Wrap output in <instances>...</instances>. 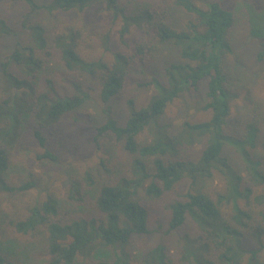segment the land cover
<instances>
[{"label":"trees","instance_id":"obj_1","mask_svg":"<svg viewBox=\"0 0 264 264\" xmlns=\"http://www.w3.org/2000/svg\"><path fill=\"white\" fill-rule=\"evenodd\" d=\"M5 1L21 2L29 8L24 28L31 41L27 45L19 43L7 62L1 63L4 87L8 92L0 101V191L17 193L32 186L12 187L5 179L22 124L29 120L35 123L38 130L34 131V136L45 148L46 140L40 130L55 126L64 116L89 101L84 78L95 86L99 101L105 106V121L95 127L96 135H111L123 141L125 151L133 158L130 176L102 184L97 189L93 206L100 217L65 220L63 203L49 196L42 204L32 207L24 220L13 224L15 231L42 234L49 264H75L82 256L93 259L95 251H109L112 257L109 260L90 259L92 264H131L126 248L132 236L149 233L147 198L157 199L173 191L184 176L195 184L198 178H210L212 172L217 171L227 182L225 195L187 192L183 201L169 205L166 233L184 227L188 221L198 231L196 235L182 237L180 257L174 261L166 244L160 242L143 255L141 264H264V209L256 213L250 206L252 199L263 205L264 194L252 198L251 186L242 187L243 177L223 155L224 147L232 146L244 160L249 184H264L260 162L247 150V146L254 148L259 139L264 145V135L260 137L255 123L246 125L242 138L225 134L233 94L226 89L223 64L232 53L229 40L235 22L232 10L219 1L207 4L206 8L196 6L191 0H147L134 8L128 3L122 5L121 0H50L42 4L35 0H0V6ZM95 5H103L113 22H119L120 40L129 46L128 53L112 52L111 62L85 60L80 56V29L49 34L44 26L31 23L30 19L31 14L40 11L46 14L82 12ZM175 8L193 15L195 20L189 21L184 28L175 27L171 22ZM248 16L250 35L259 43L257 55L262 61L264 11L251 6ZM132 29L142 31L143 35L129 45L125 37ZM11 32V27L0 18V39ZM165 48L178 53V61L164 67L166 84L157 79L146 83L145 86H154L156 94L139 109L132 100H127V118L120 125L109 103L123 99L127 77L134 66L160 61ZM50 58H56L72 76L66 78L71 93L60 92L49 78L41 79ZM11 65L18 72L12 73ZM204 80L207 102L203 109L210 112L209 120L183 122L178 127L164 124L161 120L166 108L182 93L199 91ZM145 129L152 132V142L139 145L137 136ZM198 140L204 142V147L199 157L193 159L192 148ZM50 156L54 158L48 150L43 154V157ZM149 161L153 174L148 172ZM148 179L150 182L146 184ZM81 190L79 183H72V195L68 200L82 202ZM241 201L245 207L241 206ZM246 243H254L255 248H245ZM0 264H13L1 248Z\"/></svg>","mask_w":264,"mask_h":264},{"label":"rangeland","instance_id":"obj_2","mask_svg":"<svg viewBox=\"0 0 264 264\" xmlns=\"http://www.w3.org/2000/svg\"><path fill=\"white\" fill-rule=\"evenodd\" d=\"M38 4L48 3L50 0H35ZM147 0H121L122 5L131 6L145 4ZM196 6L206 8L212 2H222L231 9L234 15V25L229 32L232 53L224 59V74L226 89L233 94L230 101V115L225 127V134L242 138L246 125L255 123L260 130V137L264 135V60H259V43L250 35L248 10L264 11V0H191ZM29 8L21 2L5 1L0 6V18L11 27L12 32L0 39V101L5 97L7 89L4 87L1 63L7 62L8 57L20 43L30 44V35L24 28ZM31 23H37L49 34H57L66 29H76L82 32L79 41V53L85 60L112 61V52L128 53L129 46L122 43L119 36L120 24L113 22L111 16L104 10L103 5H95L82 12L46 14L38 12L31 14ZM195 17L180 8H175L171 22L177 28H184ZM142 31L132 29L125 37L130 45L142 38ZM107 44L105 45V41ZM161 60L153 64L134 66L127 77L124 97L109 103L111 113L120 125L125 123L128 114L127 100H132L135 108L146 106L156 94L153 85L146 83L157 79L166 84L164 67L178 61V53L174 49L165 48L161 53ZM47 70L41 79L49 78L54 81L57 89L71 93L66 78L67 71L56 58L47 61ZM12 73H16L14 65L10 66ZM72 77V76H69ZM79 78L78 76H73ZM83 83L90 94L89 101L79 110L64 116L55 126L41 129V135L46 140L45 148L40 146L34 136L38 127L32 120L24 122L9 161V168L5 174L9 186L19 187L32 184L27 190L17 193L0 191V231L2 239L0 248L6 259L13 264H49L47 244L42 234H21L15 231L13 224L24 220L29 210L42 204L47 197H55L63 203L65 220L77 217H100L93 206L97 189L105 183L118 182L130 176L133 158L125 151L123 141L116 140L111 135H96L95 127L105 121L104 109L97 96L95 86L85 78ZM40 84V83H39ZM41 85V84H40ZM91 88V89H89ZM8 92V91H7ZM206 81L200 83L199 91L184 92L166 110L162 118L164 124L174 127L183 122L200 123L209 120L210 112L203 109L206 104ZM152 132L145 129L137 136L139 145L152 142ZM259 139L258 144L247 150L260 162V169L264 173V145ZM204 147V142L198 140L192 148L193 159H197ZM48 150L54 158L43 157ZM223 155L235 171L243 177L242 187L249 185L253 190V197L264 194V184L252 186L247 180L244 160L232 146L226 145ZM148 172L153 174L151 161ZM89 177V180L86 178ZM150 179L146 180L149 184ZM72 183H79L82 187V202L68 200L72 195ZM156 183H158L156 181ZM206 191L213 196L227 193V182L217 171L212 172L210 178L192 179L184 176L173 191L165 192L160 198H147L146 205L150 213L148 222L149 233L132 236L126 248L131 264H141L143 255L158 243L166 244L169 255L176 261L183 248L182 237L186 234L196 235L198 231L191 222L184 227L166 233L170 218L169 205L174 201H183L187 192ZM241 206L244 203L240 202ZM250 206L256 213L264 209L263 205L250 200ZM229 207V206H228ZM245 207V206H244ZM247 249H254L255 244L246 243ZM109 251L94 252L93 259L109 260ZM92 259V258H90ZM78 257L75 264H92V260Z\"/></svg>","mask_w":264,"mask_h":264}]
</instances>
